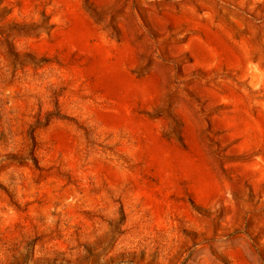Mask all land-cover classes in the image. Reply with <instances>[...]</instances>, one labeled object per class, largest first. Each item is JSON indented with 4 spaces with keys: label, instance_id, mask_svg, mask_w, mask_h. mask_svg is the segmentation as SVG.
<instances>
[{
    "label": "rangeland",
    "instance_id": "1",
    "mask_svg": "<svg viewBox=\"0 0 264 264\" xmlns=\"http://www.w3.org/2000/svg\"><path fill=\"white\" fill-rule=\"evenodd\" d=\"M0 264H264V0H0Z\"/></svg>",
    "mask_w": 264,
    "mask_h": 264
}]
</instances>
